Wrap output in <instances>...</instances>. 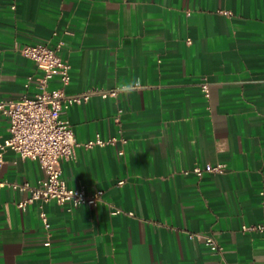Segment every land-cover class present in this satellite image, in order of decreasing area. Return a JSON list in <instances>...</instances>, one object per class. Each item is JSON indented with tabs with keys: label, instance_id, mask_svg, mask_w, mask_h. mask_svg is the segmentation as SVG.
<instances>
[{
	"label": "crops",
	"instance_id": "crops-1",
	"mask_svg": "<svg viewBox=\"0 0 264 264\" xmlns=\"http://www.w3.org/2000/svg\"><path fill=\"white\" fill-rule=\"evenodd\" d=\"M59 41L69 94L118 91L64 115L78 146L62 178L103 199L23 209L31 192L1 186L0 264H264V234L242 229L264 222V0H0V101L39 91L19 48ZM136 78L143 87L121 91ZM4 160L9 183L44 175L12 149ZM207 163L225 171L186 173Z\"/></svg>",
	"mask_w": 264,
	"mask_h": 264
},
{
	"label": "built area",
	"instance_id": "built-area-1",
	"mask_svg": "<svg viewBox=\"0 0 264 264\" xmlns=\"http://www.w3.org/2000/svg\"><path fill=\"white\" fill-rule=\"evenodd\" d=\"M63 42L46 43L36 45H24L19 51L26 57L33 59L42 71L38 78L39 91L33 96L24 95L17 100L0 101V111L9 119L8 136L3 137L0 132V173L5 162L4 154L8 149L16 151L22 158L36 160L40 163L44 172L42 178L36 184L9 183L0 177V187L11 185L19 191L29 190L31 196L26 201H20L18 206L26 208L28 203L40 200L42 202L56 201L59 204L70 203L79 205H97L103 199L102 190L88 194L84 187H69L62 178V159H73L76 155L75 131L70 121L64 117L68 109L76 104L87 101L93 94H100L103 97L116 96L117 89L110 91H99L91 88L83 93L69 94L66 87L71 81V65L60 56ZM58 76L61 85L57 88H50L52 78ZM205 96H210L208 83L202 84ZM123 110L120 109L121 113ZM100 138L97 144L105 145L108 142ZM127 142V139H123ZM89 142L86 146H91ZM122 153V152H120ZM225 165L222 163L196 165L191 171L198 177L205 173H223ZM124 180L119 184H123ZM117 208L113 213H119ZM132 214V213H130ZM40 216L45 228L49 229L51 224L47 213L41 209ZM243 231L264 234V222L252 225H243ZM202 238V235H198ZM209 249L223 258L224 248L220 242L211 235L203 237ZM46 241L45 245H50ZM228 264V263H223Z\"/></svg>",
	"mask_w": 264,
	"mask_h": 264
},
{
	"label": "clouds",
	"instance_id": "clouds-1",
	"mask_svg": "<svg viewBox=\"0 0 264 264\" xmlns=\"http://www.w3.org/2000/svg\"><path fill=\"white\" fill-rule=\"evenodd\" d=\"M141 87H143L142 81L139 78H136L132 82H130L128 85L123 86L121 91L127 93L134 89H139Z\"/></svg>",
	"mask_w": 264,
	"mask_h": 264
}]
</instances>
